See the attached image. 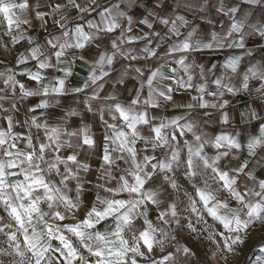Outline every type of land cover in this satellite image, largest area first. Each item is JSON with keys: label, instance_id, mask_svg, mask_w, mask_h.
Listing matches in <instances>:
<instances>
[{"label": "crops", "instance_id": "0c3cea01", "mask_svg": "<svg viewBox=\"0 0 264 264\" xmlns=\"http://www.w3.org/2000/svg\"><path fill=\"white\" fill-rule=\"evenodd\" d=\"M0 13V220L59 186L89 221L149 242L189 201L264 264V0H0Z\"/></svg>", "mask_w": 264, "mask_h": 264}, {"label": "rangeland", "instance_id": "374dc122", "mask_svg": "<svg viewBox=\"0 0 264 264\" xmlns=\"http://www.w3.org/2000/svg\"><path fill=\"white\" fill-rule=\"evenodd\" d=\"M53 190L42 188L25 206L34 213L24 219L12 213L0 220V264H176L183 247L196 252L195 264H249L247 248L236 246L218 223L211 225L204 210L189 209V201L187 209L156 219L148 242L110 216L89 221L77 196L62 195L59 186ZM0 209H6L1 202ZM142 215L148 223L155 219Z\"/></svg>", "mask_w": 264, "mask_h": 264}, {"label": "built area", "instance_id": "2783aa9c", "mask_svg": "<svg viewBox=\"0 0 264 264\" xmlns=\"http://www.w3.org/2000/svg\"><path fill=\"white\" fill-rule=\"evenodd\" d=\"M2 18V13H0ZM179 261L176 264H195L198 261V256L196 252L192 251L190 248L183 247V249L178 252Z\"/></svg>", "mask_w": 264, "mask_h": 264}, {"label": "trees", "instance_id": "16d2710c", "mask_svg": "<svg viewBox=\"0 0 264 264\" xmlns=\"http://www.w3.org/2000/svg\"><path fill=\"white\" fill-rule=\"evenodd\" d=\"M261 241V240H260ZM260 241H258V243L260 242ZM253 254L254 253V249H251V251L249 252V256H251V254ZM242 264H246V261H243V263Z\"/></svg>", "mask_w": 264, "mask_h": 264}]
</instances>
